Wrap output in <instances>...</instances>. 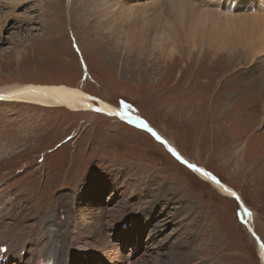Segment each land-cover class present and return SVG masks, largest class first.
<instances>
[{
    "label": "rangeland",
    "instance_id": "374dc122",
    "mask_svg": "<svg viewBox=\"0 0 264 264\" xmlns=\"http://www.w3.org/2000/svg\"><path fill=\"white\" fill-rule=\"evenodd\" d=\"M27 1L19 14L34 21L18 27L22 20L12 18L11 27H16L0 41V85L65 84L120 108L128 104V111L235 194L201 178L152 128L149 132L94 109L0 99V209L16 198L29 201L25 191L45 205L41 223H48L49 235L56 237L50 225L55 221L46 218V211L61 207L51 219L65 222L63 200L70 198L78 223L107 230L112 221L122 230L124 243L132 241L138 252L142 247L132 264H262L264 53L253 54L244 44L221 51L219 41L206 38L208 29L202 26L204 37L197 35L195 45L188 43L168 59L144 55L138 64L111 49L110 36L97 22L96 13H107L110 0ZM238 34L245 43L244 33L238 29ZM228 93L237 100L229 101ZM144 182L151 185L154 200ZM160 196L169 203H159ZM239 198L252 211L251 225L241 216ZM179 210L194 211L196 217H175ZM132 218V226L122 229ZM103 233L97 239L106 238ZM90 236L83 230L76 237V259L72 246L67 264L78 263V250L113 263L96 243L79 247L80 238ZM113 237L107 246L118 252ZM48 242L42 241L40 253Z\"/></svg>",
    "mask_w": 264,
    "mask_h": 264
},
{
    "label": "bare ground",
    "instance_id": "6f19581e",
    "mask_svg": "<svg viewBox=\"0 0 264 264\" xmlns=\"http://www.w3.org/2000/svg\"><path fill=\"white\" fill-rule=\"evenodd\" d=\"M27 3V0H0V41L6 38H4V34L6 32L8 33V29L16 27H11L14 25V20H22L20 23L17 22L18 27H20V24H26L27 26L34 21L30 18V15H25L24 17V15L19 14L20 11L18 8ZM246 3H248L249 6H246ZM106 9L108 10L107 13L99 10L100 12L96 14L97 18H100L97 22H102L103 24V26L99 24L100 28L104 27L106 34H108L112 40L111 49L115 51L120 50L121 53L128 56L127 59L129 61L132 60L136 63L141 61V57H144V55H147V57L154 56L153 58L157 60L168 59L172 54L182 51L184 46L187 45L190 47L191 45H195L198 39L197 35L200 36L202 34V26L208 29L206 38H215L219 41V46L217 44L215 45H217L221 51H232L238 47V44H244V47L253 54L264 53V0H110ZM26 13L27 9H25V14ZM12 18H14L13 21L11 20ZM238 29L240 32L244 33L247 38L245 43L241 37L242 34L240 33L241 36L238 34ZM225 35L230 37V39H226ZM11 36L13 37V35ZM203 37L204 36L201 38ZM184 39L187 41H183ZM227 95L229 101H231L230 99L234 101L237 100V98L234 99L229 93ZM0 99L8 101H28L51 106H65L75 110L103 109L101 112L119 118H122V116L116 113L124 111L123 108L114 106L101 98L96 99L92 94L85 92L80 87L65 84H38L30 82L0 85ZM93 99L97 100V104L93 102ZM126 111L128 116L139 117L128 110ZM124 120L128 121L127 119ZM140 120H143L147 124V128H141H152L156 134L155 136L158 135L160 137L159 140H163L167 144L169 150L175 149L176 153L182 158V161H187V164H194L197 168L203 169L204 172L211 174L210 176H206L202 172L192 169L201 178L210 181L221 191L235 194L232 187L214 176L207 168L187 159L147 121L142 118H140ZM133 125L140 126L138 123H133ZM211 177H215V179ZM122 179H125V177H122ZM239 200L242 206L241 216L245 222L251 225L253 220L252 211L250 212L248 210L240 198ZM63 204L66 207V209H63V218H65L66 221L62 223L56 222L58 218L48 219L49 221H55L50 225H53L57 230L56 237L49 235L47 228L48 223H44L43 221L40 224L42 230L39 228V230L43 232L41 233L42 236L39 235V246L43 240L47 239L49 242L46 244V249L39 254L40 256L33 255L32 258H29V250L26 247L24 260H22L20 264H39L43 260V257L51 258L52 256L57 264H67L71 256L72 246L75 249L73 254L76 259V237H80L83 230L90 232L91 236L88 240H86L87 238L81 237V241L77 242L79 247H81L80 245L82 244L85 246H94V243H96L95 247L102 250L105 256L111 258V262L115 261L116 258L120 259V255L117 251L113 250V252H110L108 249L106 238H109L110 235H106L104 239H97L98 237L100 238L103 231H106L103 233V235H105L109 233L108 229L110 228H115L114 230H117V226L115 225L114 227L112 221L111 224L110 221L107 222V224H109L107 230H103L105 226H90L87 223H78V216L75 218L73 213L72 204H74V201L67 198L63 200ZM193 205L196 206L194 203ZM245 209L247 210L246 212L244 211ZM85 211L84 208L83 212ZM180 212L182 213L178 214L179 216L177 215V217H180L181 214L185 215V219L196 217L194 211L189 212L184 210ZM248 213H250V215ZM100 221L101 219L98 222ZM128 221L131 224L133 218ZM131 226L132 224L130 227ZM249 230L253 233L255 232L251 226H249ZM118 231L119 233L122 232V230ZM52 239L54 243H52ZM262 244L264 243L258 240V249L262 264H264V247L261 246ZM50 248H56L55 253H52ZM136 248L137 247L134 246V249ZM16 251L17 249L13 248V255H15ZM78 252L79 255L83 253V251L80 250H78ZM176 253L177 252H175V254ZM112 254L115 256L113 257ZM177 255L178 254L174 256ZM174 261L180 262L178 259ZM170 264H172V262Z\"/></svg>",
    "mask_w": 264,
    "mask_h": 264
},
{
    "label": "snow or ice",
    "instance_id": "6c2138e0",
    "mask_svg": "<svg viewBox=\"0 0 264 264\" xmlns=\"http://www.w3.org/2000/svg\"><path fill=\"white\" fill-rule=\"evenodd\" d=\"M131 106L130 105H128V104H124L123 105V109H124V111H122V112H120V113H116L117 115H120V116H122V118H124V119H127L130 123H138L141 127H144V128H147V124L143 121V120H140V118L139 117H132V116H128L127 115V109H129ZM96 111H103V109H96ZM149 131H151V129H149ZM154 135H156L155 133H153ZM156 138L157 139H160V137L157 135L156 136ZM170 151H172V153L174 154V155H176L177 156V158L178 159H182L180 156H179V154L178 153H176V151H175V149H170ZM184 163H188L187 161H183ZM188 167L189 168H192L193 170H195V171H199V172H202L204 175H206V176H210L211 174L210 173H206V172H204V170L203 169H199V168H197L196 167V165H194V164H188ZM212 179H215V177H211ZM233 195H234V193H233ZM245 212L247 211L246 209L244 210ZM249 215H250V213H248ZM262 247H264V244H262L261 245Z\"/></svg>",
    "mask_w": 264,
    "mask_h": 264
}]
</instances>
